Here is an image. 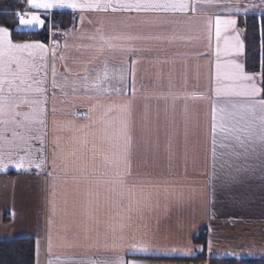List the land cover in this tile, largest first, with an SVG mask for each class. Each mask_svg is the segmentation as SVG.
<instances>
[{
    "label": "snow or ice",
    "instance_id": "6c2138e0",
    "mask_svg": "<svg viewBox=\"0 0 264 264\" xmlns=\"http://www.w3.org/2000/svg\"><path fill=\"white\" fill-rule=\"evenodd\" d=\"M26 2L31 9L46 13L70 9L78 14L81 25L74 29L77 55L69 54L67 41L61 51L55 39L70 35L67 30L51 32L52 42L46 45L13 42L11 30L0 26V170L13 164L18 170L27 165L44 172L50 181L53 217L58 213L57 186L68 185L70 178L77 195L80 185H85L86 204L95 209H86L84 220L73 219L57 231L55 239L62 246L102 244L116 249L127 242L129 254L147 252L148 247H139L137 241L147 242L148 218L160 206L162 196H183L185 190L194 196L209 185L215 190L217 183L234 184L242 172L253 170L247 163L251 159H259L264 170V73L257 83L256 75L246 73L243 64L222 60L243 53L239 34L231 40L222 34L235 30L233 14H246L248 8L227 0ZM212 6L222 11L206 14L204 9ZM15 15L17 31L47 28L39 12ZM85 22L91 27L85 29ZM201 40L207 41V51L198 55L215 56L214 71L209 62L206 90H199L197 84L190 87L186 70L175 74L178 63L185 68L187 64L188 53L180 49ZM76 101L87 102V110L74 111ZM194 102L207 104L203 121ZM81 118L87 122L78 124ZM241 158L243 165L237 163ZM189 161L193 168L210 167L203 181L187 176ZM181 162L183 174L177 172ZM198 183L204 188L193 186ZM66 196L60 194L65 205ZM101 209L108 219L101 220ZM52 225L49 219L50 254ZM129 230H133L131 241ZM92 264L136 262L117 257Z\"/></svg>",
    "mask_w": 264,
    "mask_h": 264
},
{
    "label": "crops",
    "instance_id": "0c3cea01",
    "mask_svg": "<svg viewBox=\"0 0 264 264\" xmlns=\"http://www.w3.org/2000/svg\"><path fill=\"white\" fill-rule=\"evenodd\" d=\"M232 5H239L242 9L248 8L247 13L241 12L240 14H233L237 19L235 30L229 29L223 33L224 37L229 40L237 34L243 43V53L239 55H232L222 57V60H235L244 65V70L248 74H254L250 71L244 62L245 55V40L243 35L244 26L250 16L264 15V0H227ZM26 12H39L42 18L48 16L51 20L52 17L57 15V22L54 25L53 32L62 33V21L69 23V29L66 28L71 34L67 37L57 35L55 39L61 46L65 41L69 44V54L77 55L75 52V45L79 43L74 37L77 33L74 29L81 27L75 14L70 9H52L50 12L44 10L31 9L26 0H23ZM206 14H215L221 12L220 7H206L204 9ZM69 21V22H68ZM85 29L90 28L86 22L83 26ZM40 29V28H33ZM215 25L213 23V52L215 49ZM52 39L48 42L41 40H25L26 41H40L46 45H50ZM15 42V41H13ZM224 41L221 40L223 47ZM180 51L188 53L186 59V68L181 64L175 66V74L179 76L181 71H185L188 77L189 86L197 84L199 90H206L209 84L208 74L211 68L214 71L215 56L214 55H198V53L207 51V41L201 40L189 47L181 48ZM59 54V53H58ZM172 55V53H169ZM163 58V57H162ZM177 60L185 59L183 56L173 57ZM144 68H148L145 64ZM62 70V69H61ZM257 77V75H256ZM145 83H148L145 80ZM257 83H260L257 77ZM139 87V78L137 82ZM51 105H49L50 107ZM61 107V105H57ZM87 102L76 101L74 111L83 113L87 110ZM193 107L199 108L200 119L203 121L206 118L208 107L206 103L194 102ZM63 119V117H60ZM163 108L161 107V120H163ZM177 115V119H179ZM51 121V116H49ZM78 124L86 123L87 121L77 119ZM51 127V125H49ZM10 137V133L8 134ZM48 156L49 164L51 161V131H49L48 142ZM23 153H21L22 155ZM14 159L18 160V157ZM237 163L243 165L245 161L241 158ZM252 166V171L242 172L240 178L234 184L222 186L220 183L216 184L215 190L209 185L205 192L202 194L190 195L186 190L183 196L177 193L174 197L160 199V206L150 215L148 223L150 225L151 234L147 238V242L137 241L139 247H148L147 252H137L134 254L128 253L129 244L126 242L123 246L116 249L105 248L102 244L99 246L84 244L83 246L67 247L62 246L61 243L55 239L57 231H63V225L69 223L73 219L84 220L85 210L94 211L93 207H88L86 198L84 197L83 190L85 185H80V193L77 195L76 186L69 179L68 185L58 184V213L55 217L51 214L50 201V188L49 177L44 172L38 171L34 168H28L27 165L24 169H16L13 164H9L6 170H0V239L17 238V237H31L36 245V259L35 264H92L93 261H112L117 257L123 258L126 261H135L136 264H200L201 260H189V257L196 256L201 248L193 243V237L198 234L200 230L206 227L207 232L213 217L214 201L218 200L220 203L218 207H223V195L233 197L231 200L234 202L232 207H240V203H245L250 200L253 201L255 193L258 192L256 188L263 189L256 186H264V170L261 169V161L259 159H251L247 161ZM50 171L51 168L49 167ZM179 174L184 173L183 162L177 168ZM210 172V167L205 169L202 165L193 168L191 161L188 163L187 176L196 181H203L205 173ZM62 175V173H59ZM98 179L103 180L100 173L96 174ZM194 187L203 189L202 183L194 184ZM215 191V198L213 197ZM61 193H66L68 203L65 205L63 199L60 198ZM100 204L104 203V187H100ZM260 199L259 197H257ZM240 200H243L240 202ZM216 205V206H217ZM66 209L67 212L60 211ZM75 214V215H73ZM49 219L53 220L51 233L54 237V244L52 253L48 252V235H49ZM108 219L103 215L101 209V220ZM142 231V230H141ZM3 233V234H2ZM7 236V234H11ZM133 230L128 232V240L132 239ZM139 236V233H137ZM209 236V233H208ZM176 249L177 251H171ZM189 249L192 250L191 255H185ZM211 254L208 252V258ZM204 261V260H203ZM204 264H209L208 260Z\"/></svg>",
    "mask_w": 264,
    "mask_h": 264
},
{
    "label": "trees",
    "instance_id": "16d2710c",
    "mask_svg": "<svg viewBox=\"0 0 264 264\" xmlns=\"http://www.w3.org/2000/svg\"><path fill=\"white\" fill-rule=\"evenodd\" d=\"M23 0H0V26L8 27L15 42L25 40H41L48 42L50 34V18L45 16L46 29H16L18 21L15 12L23 8ZM53 25L57 22V15L52 17ZM69 22V21H68ZM62 29H69V23L62 21ZM56 26V25H55ZM55 27H52V30ZM53 32V31H52ZM245 40L244 62L246 67L254 72L261 82L264 73V15L248 17L247 25L243 30ZM193 243L201 248L200 252L189 257V260H208L209 264H264V256L253 257H212L208 258V232L203 228L193 237ZM36 245L31 237H17L0 239V264H35Z\"/></svg>",
    "mask_w": 264,
    "mask_h": 264
},
{
    "label": "rangeland",
    "instance_id": "374dc122",
    "mask_svg": "<svg viewBox=\"0 0 264 264\" xmlns=\"http://www.w3.org/2000/svg\"><path fill=\"white\" fill-rule=\"evenodd\" d=\"M253 201L232 207L229 191L223 195V207L214 201L213 217L209 227L208 246L212 257H261L264 256V186H256ZM213 197L215 198V191ZM259 197L260 199H258ZM243 200H240V202ZM217 205V206H216ZM3 234V233H2ZM7 234V236H11ZM233 253L235 255H233ZM200 264H204L201 260Z\"/></svg>",
    "mask_w": 264,
    "mask_h": 264
},
{
    "label": "built area",
    "instance_id": "2783aa9c",
    "mask_svg": "<svg viewBox=\"0 0 264 264\" xmlns=\"http://www.w3.org/2000/svg\"><path fill=\"white\" fill-rule=\"evenodd\" d=\"M18 12H20V11H18ZM15 17H16V15H15ZM16 19H17V17H16Z\"/></svg>",
    "mask_w": 264,
    "mask_h": 264
}]
</instances>
